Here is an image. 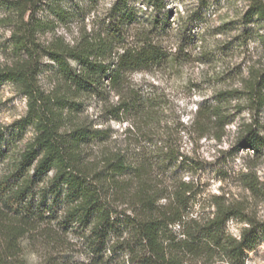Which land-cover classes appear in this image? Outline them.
I'll use <instances>...</instances> for the list:
<instances>
[{
    "label": "trees",
    "instance_id": "16d2710c",
    "mask_svg": "<svg viewBox=\"0 0 264 264\" xmlns=\"http://www.w3.org/2000/svg\"><path fill=\"white\" fill-rule=\"evenodd\" d=\"M145 3L155 10L165 8L163 0ZM9 8L14 58L0 70V81L13 83L28 99V112L16 122L11 137L17 128L30 127L34 137L16 155L13 140L0 130V167L7 163L0 168V264H28L22 240L39 232L54 238V223L60 230L73 227L83 233L93 264H112L113 256L106 254L118 251L126 252L132 264H183L187 259L247 264L249 254L264 242L263 221L245 218L248 226L234 236L228 225L245 216V209L224 203H217L211 218H191V184L183 183L168 197L149 182L151 166L144 157L106 151L94 158L95 145L108 142L110 132L78 119L84 97L103 94L107 84L121 94L131 73L171 59L160 42L167 28L164 20L152 17L149 26L133 33V26L142 22L140 10L131 0H117L105 29L82 32L68 42L56 33L54 22L37 16L35 0H12ZM249 14L264 20V0H251ZM48 33L52 38L42 40ZM50 65L56 68L55 86L46 91L40 75ZM233 94L219 93L216 102L198 107L192 126L201 137L218 124L215 138L222 139L229 123L225 106ZM248 95L254 109L263 111L264 76L250 82ZM140 110L136 99L123 96L117 115ZM263 144L253 127L241 141L242 148L257 152ZM163 199L166 204H161ZM124 205L127 209H121Z\"/></svg>",
    "mask_w": 264,
    "mask_h": 264
},
{
    "label": "rangeland",
    "instance_id": "374dc122",
    "mask_svg": "<svg viewBox=\"0 0 264 264\" xmlns=\"http://www.w3.org/2000/svg\"><path fill=\"white\" fill-rule=\"evenodd\" d=\"M11 1L0 0V70L14 58ZM131 1L142 18L133 26V33L149 26L148 19L160 16L162 25L167 26L160 42L172 56L160 67L131 73L121 94L107 84L103 94L84 97L78 119L110 132L108 142L95 145L93 157L106 151H122L134 159L144 157L151 166L149 182L168 197L183 183L191 184V218L204 221L213 217L217 203L242 206L245 216L228 225L230 233L239 236L248 226L245 218L264 222V144L258 152L241 146L251 127L264 138V110L254 109L248 95L250 82L264 76V20L249 14L251 0H163L162 10L153 9L145 0ZM35 2L37 16L54 22L56 33L72 42L82 32L105 29L117 0ZM62 10L66 15H59ZM51 38V33L42 36L44 41ZM44 63L50 62L46 59ZM55 69L50 65L40 75L46 91L55 86ZM222 92H238L225 106L229 123L221 131L222 139L215 138L218 124H212V130L201 137L192 126L197 109L216 102ZM123 96L126 101L136 99L141 110L117 115ZM27 112V97L13 83L0 81V130L13 140L16 155L34 137L32 127L27 131L17 128L11 137L16 122ZM250 185L255 186L254 192ZM166 203L167 199L161 201ZM121 209H127L126 205ZM52 226L57 231L52 232L54 238L39 232L22 240L28 264H47L49 260L93 264L95 257L82 232L73 227L60 230L56 223ZM174 231L180 234L179 227ZM111 253L106 258L113 256L112 264H132L126 252ZM183 264L207 262L187 259ZM247 264H264V242L249 254Z\"/></svg>",
    "mask_w": 264,
    "mask_h": 264
}]
</instances>
